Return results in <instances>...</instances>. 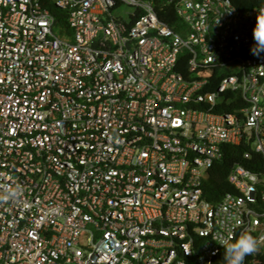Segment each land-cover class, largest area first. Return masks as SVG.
<instances>
[{
    "label": "built area",
    "instance_id": "obj_1",
    "mask_svg": "<svg viewBox=\"0 0 264 264\" xmlns=\"http://www.w3.org/2000/svg\"><path fill=\"white\" fill-rule=\"evenodd\" d=\"M52 1L0 0V264H212L264 237L261 173L205 190L224 143L264 155V6L174 0L172 26L152 0Z\"/></svg>",
    "mask_w": 264,
    "mask_h": 264
},
{
    "label": "trees",
    "instance_id": "obj_2",
    "mask_svg": "<svg viewBox=\"0 0 264 264\" xmlns=\"http://www.w3.org/2000/svg\"><path fill=\"white\" fill-rule=\"evenodd\" d=\"M154 8L156 9L159 17L167 21L170 25L175 26L178 23L174 11V0H152ZM239 9H246L251 6H264V0H231ZM48 7L51 10L55 9L52 0H48ZM61 14V12H59ZM64 16L58 18V26L61 29L66 25ZM60 35L61 32H60ZM184 59V57H182ZM179 66L182 72H185L184 61ZM250 151V157L243 156L244 151ZM235 163H241L245 167L252 169L255 172L261 173L264 176V155L250 149L244 141L240 144L224 143L222 145V156L216 160L209 169L208 180L205 183L206 197L210 200H217L222 194L227 191L235 192L234 187L227 181V174ZM224 247L219 254L215 257L212 264H224L223 260ZM252 258H257L261 263L264 262V252L261 251L256 254L249 253L245 256L243 264H253Z\"/></svg>",
    "mask_w": 264,
    "mask_h": 264
},
{
    "label": "clouds",
    "instance_id": "obj_3",
    "mask_svg": "<svg viewBox=\"0 0 264 264\" xmlns=\"http://www.w3.org/2000/svg\"><path fill=\"white\" fill-rule=\"evenodd\" d=\"M254 40L256 41V45L253 51L264 50V33L257 32L254 29ZM16 190H20L19 185H16ZM262 240H264V237L254 236L250 231H242L234 239H231L230 242L222 240L220 245L224 247V264H243L245 256L256 251ZM261 251L263 250L261 249Z\"/></svg>",
    "mask_w": 264,
    "mask_h": 264
}]
</instances>
